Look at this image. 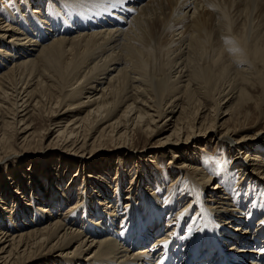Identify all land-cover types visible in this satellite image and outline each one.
<instances>
[{
	"label": "bare ground",
	"instance_id": "6f19581e",
	"mask_svg": "<svg viewBox=\"0 0 264 264\" xmlns=\"http://www.w3.org/2000/svg\"><path fill=\"white\" fill-rule=\"evenodd\" d=\"M31 1L24 0L28 16L18 11L17 21L10 11L0 15V154L17 140L45 142L55 130L44 149L84 164L95 153L86 154L88 147L106 138L127 143L136 132L151 137L170 126L160 146L172 152L169 164L181 151L172 147L200 136L245 154V163L230 161L211 186L200 166H172L201 186H188L166 206L155 192L142 208L114 194L106 197L109 211L98 207L91 215L77 201L59 214L67 199H35L29 212L0 216V264L49 253V264H264V128L248 132L264 112V6L257 30L243 23L239 32L229 6L217 0H39L36 9ZM235 3L252 10L257 0ZM227 98L236 103L223 112ZM252 102L261 115L249 126ZM46 106L50 124L38 134L31 117ZM231 119L234 126L222 132ZM34 150L32 158L48 154ZM215 239L234 261L212 249Z\"/></svg>",
	"mask_w": 264,
	"mask_h": 264
},
{
	"label": "rangeland",
	"instance_id": "374dc122",
	"mask_svg": "<svg viewBox=\"0 0 264 264\" xmlns=\"http://www.w3.org/2000/svg\"><path fill=\"white\" fill-rule=\"evenodd\" d=\"M217 1L220 4L222 1V6H229L231 9V17L235 20L234 28H238L239 32H242L240 29L243 23H247V27L249 26V29H254V32L257 30L256 21L258 20L262 7L264 6V0H257V4L254 5L252 10L250 5V10H245L247 6H245V4L239 6L237 5L238 3H235V0ZM36 3L40 4L39 0H37V2H34V0L31 1V9L37 8ZM130 3L131 2H127L126 6ZM231 4L233 5L231 6ZM24 6H26L24 0H0V15L2 17L3 14L5 15L4 12L10 11L9 14H11V16L15 18V21H17V19H19L18 11H21L23 12L22 14L28 16L29 10ZM46 10L47 7L44 6L43 11ZM250 13H252V15ZM248 18H250L251 24L249 23ZM9 19L11 20V18ZM253 26L255 28H253ZM226 65H228V63H226ZM258 87L256 89H258L257 92L260 94L261 88ZM227 100H229V98L222 102L223 112H225L226 106L228 107L230 104L232 106V103H236V100L229 103H227ZM40 111V113L37 112L33 115L34 117H31L34 120V128L38 134L50 124L49 106L42 108ZM250 112L252 114V121L249 126H253L257 118L258 120L260 119L259 116L261 115V110L255 102L251 103ZM235 116H237V114ZM223 117L224 118L220 120L219 125L224 123V120L229 116ZM262 117L261 125L256 129L251 128V130H248L249 133L252 132V134L255 135L258 129L261 130L264 128V112L262 113ZM166 120V118H161L159 123L162 124ZM234 124V121L231 119L228 121V124L225 123V125H222V132L227 129L225 126H234ZM134 127L135 126L132 128ZM12 132L14 133L13 129ZM169 134H171L170 126L166 128V130L159 131L151 137L147 134L136 132L133 140L127 141V143L126 141H120L121 143H125L128 148L134 150V154L130 152L127 153L126 150L128 148L116 149V147L120 145L119 140L106 138L102 144H97L95 147H88L86 154L89 155L90 151H92L91 149H93V152L95 153H93L94 156L91 159L92 161H85L84 164L79 161L75 163L74 161L67 159L66 156L57 153L55 150L44 149L49 145V142L53 137L57 135L55 130H52L46 140H43L45 142H41L39 139V142L34 141L30 143L31 145L23 146L20 144L21 141L17 140L16 143L18 144L11 146V148H7L5 153L0 154V216L5 215L9 217L21 213V211L29 212V205L33 203L35 199L39 200L41 198L49 197H56L57 199L64 198L68 200V203L65 206L61 205L55 209L59 214L62 213L67 206L73 205L77 201H81L82 208H85L86 211L89 210L91 215L97 213L96 210L98 207H102L103 210L106 209L109 211L111 210L110 207L112 206V202L106 200V197L108 198L109 195L114 196V194L115 199H117L116 196L118 194L121 195V199H119L121 204L126 205L127 202L131 201V197H133L134 201L138 204L137 208H142L145 206L144 204L147 203H143V201L148 200L150 197L153 198L151 194L152 192H155L157 197L161 198V204L166 206L168 203L172 202L174 196H178L176 199L177 202L180 196H182L181 194L183 191H187L188 186L193 188V190H196V186H201L199 181H195L191 178L192 174H179V170H176L177 173H175L171 170L172 166L176 167V165H180L184 160L188 163L200 166V168H203L200 173L203 174L204 177L209 178L210 183L208 186H211L218 181V177L215 173L221 168L220 172H222L230 165V161L238 166H242L245 163V154H238L234 148L230 149L228 144L218 145L217 142H215L218 138L213 140L212 138H209L206 143L204 142V139H202V136H200L193 140V142H190L189 145L183 144V146H180L179 148L176 146L172 147L173 151H181L178 152V157L172 159L173 162H176V165L173 163L169 164L173 156L172 152H169L166 148L160 147L161 143ZM257 142L258 141H256V143ZM41 148L44 150L43 154L48 153L47 156L42 159L32 158V156L38 157V155L36 156L32 153L35 151L34 149ZM25 152L27 154L24 155L23 158H19V156L23 155ZM155 154L158 156H155ZM187 156L189 158H197V160L194 162L187 161ZM230 156L232 157L229 158ZM251 169L252 168L249 167L248 171L251 172ZM173 182L178 186L171 185ZM160 187L163 188L162 191ZM173 188L177 189L173 190ZM140 189L142 190L140 191ZM158 189L160 190L158 191ZM121 190H123V192H121ZM143 190H147L149 196L148 194H143ZM114 191H116V193ZM126 197L128 200H126ZM207 199H210L209 194ZM87 200L89 201L87 202ZM157 200L158 199H155V201ZM129 205L130 206L125 207L127 211L131 209L134 204L132 205V203H130ZM42 206H48V203L44 202ZM121 208L122 207H120V209ZM164 220H167V218L164 217ZM42 222L45 224L44 221ZM70 222H73V220ZM79 223L77 226L80 225L81 227H84L82 229L87 228L88 224L85 225V222L82 223V221L79 220ZM116 225L118 224L116 223ZM101 235L102 234H100V236ZM159 235L161 234H156L149 241V244L153 243L155 238ZM98 240H100V237ZM234 240L236 241V238ZM77 244L78 243L71 247L72 250ZM136 248H138V246ZM52 255L54 254L49 253L45 256L38 254V256L34 257V260H31L26 264H49L45 261L52 259ZM63 259L64 258H60V256L55 258L57 262H63ZM50 264L54 263L52 262ZM82 264H84V262ZM243 264H245V262H243Z\"/></svg>",
	"mask_w": 264,
	"mask_h": 264
}]
</instances>
